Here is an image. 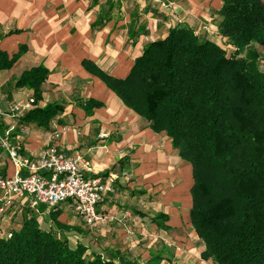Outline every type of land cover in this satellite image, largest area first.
<instances>
[{
	"label": "crops",
	"instance_id": "0c3cea01",
	"mask_svg": "<svg viewBox=\"0 0 264 264\" xmlns=\"http://www.w3.org/2000/svg\"><path fill=\"white\" fill-rule=\"evenodd\" d=\"M221 4L222 0H0V134L19 120L8 114L13 101L34 96V107L53 104L56 114L48 125L23 118L28 133L15 128L13 143L31 160L53 143L64 153L81 154L92 167L86 175L101 176L112 187L97 205L107 216L97 226H88L70 200L49 209L43 203L33 206L26 196L15 197L0 211L4 232L32 214L46 226V218L50 223L51 213H58L61 222L86 228L82 240L108 255H124L140 264H217L203 258L205 244L190 219L192 164L169 135L156 132L149 119L128 106L84 62L125 77L144 46L177 25L221 42L215 12ZM34 66L47 70L40 94L17 82ZM14 172L0 145V176ZM2 196L0 188V205Z\"/></svg>",
	"mask_w": 264,
	"mask_h": 264
},
{
	"label": "trees",
	"instance_id": "16d2710c",
	"mask_svg": "<svg viewBox=\"0 0 264 264\" xmlns=\"http://www.w3.org/2000/svg\"><path fill=\"white\" fill-rule=\"evenodd\" d=\"M215 12L221 42L177 25L148 42L125 77L84 64L192 164L190 219L203 258L264 264V0H222ZM46 74L34 66L17 82L40 94ZM55 114L53 104L33 105L16 128L23 118L48 125ZM81 233L60 220L45 227L35 214L0 226V264H140Z\"/></svg>",
	"mask_w": 264,
	"mask_h": 264
},
{
	"label": "built area",
	"instance_id": "2783aa9c",
	"mask_svg": "<svg viewBox=\"0 0 264 264\" xmlns=\"http://www.w3.org/2000/svg\"><path fill=\"white\" fill-rule=\"evenodd\" d=\"M35 101L34 96L13 101L8 114L21 118ZM2 113L4 111L0 109ZM15 128L16 124H12L0 134V145L15 167L14 174L0 176L3 192L0 211L9 207L15 197L29 196L33 206L43 203L49 209H57L61 203L70 200L88 226L104 222L107 216L98 211L97 205L112 188L110 181L101 176H87L86 171L92 168L90 161L78 153H64L54 143L44 147L34 159H29L11 139ZM21 132L28 133V129L22 127ZM25 168L27 173L23 172Z\"/></svg>",
	"mask_w": 264,
	"mask_h": 264
},
{
	"label": "rangeland",
	"instance_id": "374dc122",
	"mask_svg": "<svg viewBox=\"0 0 264 264\" xmlns=\"http://www.w3.org/2000/svg\"><path fill=\"white\" fill-rule=\"evenodd\" d=\"M52 215V214H51ZM52 219L50 220L51 222L49 223V219L48 218H46L47 219V222H45V227H51V228H54V227H56L57 226V221L59 220V214L58 213H55V214H53L52 216H50ZM38 221H40V223H41V220L40 219H38ZM46 221V220H45ZM69 229H70V227H68ZM80 227H78L77 225L76 226H72V229H76V230H79V231H82V230H86V228H80ZM83 233V232H82Z\"/></svg>",
	"mask_w": 264,
	"mask_h": 264
}]
</instances>
